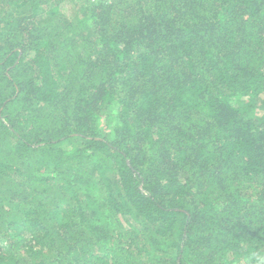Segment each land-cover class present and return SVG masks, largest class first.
I'll use <instances>...</instances> for the list:
<instances>
[{
    "label": "trees",
    "instance_id": "obj_1",
    "mask_svg": "<svg viewBox=\"0 0 264 264\" xmlns=\"http://www.w3.org/2000/svg\"><path fill=\"white\" fill-rule=\"evenodd\" d=\"M68 1L0 0V264H264V0Z\"/></svg>",
    "mask_w": 264,
    "mask_h": 264
},
{
    "label": "rangeland",
    "instance_id": "obj_2",
    "mask_svg": "<svg viewBox=\"0 0 264 264\" xmlns=\"http://www.w3.org/2000/svg\"><path fill=\"white\" fill-rule=\"evenodd\" d=\"M92 1H94V0H73V1H68L66 3V5L63 8H61V9L63 10L62 12L65 13L67 16L72 17V16H75L76 13L79 12V10L81 8L90 7V4H91ZM259 107L260 108L257 109V112L259 114H262L264 112V94L259 99ZM108 130L109 129H107V131ZM105 133H107V132H104L103 134H105ZM59 147L64 149V150L69 148L67 143L60 144Z\"/></svg>",
    "mask_w": 264,
    "mask_h": 264
},
{
    "label": "built area",
    "instance_id": "obj_3",
    "mask_svg": "<svg viewBox=\"0 0 264 264\" xmlns=\"http://www.w3.org/2000/svg\"><path fill=\"white\" fill-rule=\"evenodd\" d=\"M108 1H112V0H108Z\"/></svg>",
    "mask_w": 264,
    "mask_h": 264
}]
</instances>
